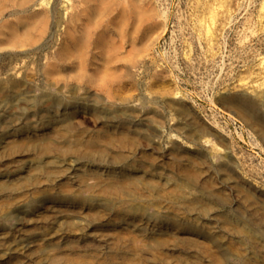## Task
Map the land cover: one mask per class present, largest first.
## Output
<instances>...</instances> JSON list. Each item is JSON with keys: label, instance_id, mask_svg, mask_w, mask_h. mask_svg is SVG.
I'll return each instance as SVG.
<instances>
[{"label": "rangeland", "instance_id": "374dc122", "mask_svg": "<svg viewBox=\"0 0 264 264\" xmlns=\"http://www.w3.org/2000/svg\"><path fill=\"white\" fill-rule=\"evenodd\" d=\"M143 5L136 31L119 21L118 7L106 12L98 28L108 45L88 52L86 67L58 57L73 33L65 18L62 28L49 21L43 36L34 27L0 36L1 81L18 73L29 95L48 83L54 97L0 100V264H264V142L222 99H255L264 89V0ZM34 6L17 16L48 10ZM10 11L0 24L18 18ZM99 72L117 75L103 82ZM131 99L135 107L145 101L146 118L113 126ZM70 101L86 111L66 122L60 111ZM188 119L207 125L209 137H186Z\"/></svg>", "mask_w": 264, "mask_h": 264}, {"label": "bare ground", "instance_id": "6f19581e", "mask_svg": "<svg viewBox=\"0 0 264 264\" xmlns=\"http://www.w3.org/2000/svg\"><path fill=\"white\" fill-rule=\"evenodd\" d=\"M69 1H71V0H60V2L62 3V6H64V8H63V10H62V8L60 9V10H58L57 8H53L52 6H50V7H48L49 6V2H50V0H0V15L1 14H3V12L5 11V10H7V9H10L11 11H10V15H13V16H15L16 15V17H18V18H14V19H17V20H14V19H11V20H9V17L7 16H5L7 19H8V21H6V22H2L1 24H0V36L1 35H9L10 34V36H12V37H15L16 35H17V33H19V31H22L24 28H26L27 30L26 31H29L31 28H33V29H35V30H38V34L39 35H41V36H43L42 34H44L43 32L44 31H46L47 30V26L50 24L49 23V21H51V23L53 22L54 24H56V25H58L60 28H62V21L64 20V18H65V20L67 21L66 23H68V27H69V25L70 26H72V30H73V33H71L70 34V36H69V44L68 45H66L64 48H62V50L60 51V55H58V57L60 58V61H61V63H68V62H71V64L72 63H74V62H77L78 64H79V62L78 61H80V62H82V61H84V62H82L83 64H84V66H83V64L81 65V66H83V67H86L85 65H86V63H85V61H87V60H84L85 59V56L87 55V54H89L88 52H91L93 49L94 50H96V49H103L104 50V47L106 46V44L108 45V38L104 35V33H102L101 32V29L99 30V28L98 27H100V25H101V18H104V16L106 15V12H108L110 9H111V7H114V9L115 8H117V10H118V13H117V18L119 17L121 20H119V21H121L122 23H124V25H126V26H131V28L133 29V31H136V29H138L139 28V24L137 25V24H135L136 22H138V23H141L142 21H143V16H145L144 15V10L143 9H145V7L143 8V6H145V5H143V0H115V1H117L116 2V4L118 5H116L117 7H115V6H112V4H110L111 3V1H109V0H107V3H108V7H107V5H102L101 3H103V2H105L106 0H78V3L77 4H73V3H71V5L69 6V4L68 3H70ZM68 2V3H67ZM72 2V1H71ZM73 2H75V1H73ZM100 2V3H99ZM51 3V2H50ZM54 3V2H53ZM113 3V2H112ZM39 5V6H42V5H44L45 7H41L42 9H44V8H46V7H48V10H45V11H38V12H33V13H30V14H23V15H20L21 13H25V12H28L27 10L32 6L33 7V9L32 10H34V5ZM60 4V3H59ZM110 4V5H109ZM114 4V3H113ZM58 5V4H57ZM57 5H56V7H57ZM28 6V7H27ZM60 6H61V4H60ZM31 7V8H32ZM58 7H59V5H58ZM69 7H71V10L72 11H70V13L68 14V13H63V11H66L67 9H69ZM37 8V7H36ZM106 8V9H105ZM40 9V8H39ZM57 9V10H56ZM37 10V9H36ZM70 10V9H69ZM30 11V10H29ZM54 11V12H53ZM20 12V16H17L18 15V13ZM52 12L54 13V20H51V16H53L52 15ZM68 12V11H67ZM108 13H110V12H108ZM133 13H136V19H134L133 17H132V14ZM110 14H112V13H110ZM67 15V16H66ZM67 17V19H66V17ZM110 16V15H109ZM108 16V17H109ZM114 16V15H113ZM2 18V17H1ZM0 18V19H1ZM53 19V18H52ZM109 19H111V16L109 17ZM131 19H133V20H131ZM2 20V19H1ZM13 20H14V22H13ZM105 20V19H104ZM107 20H108V18H107ZM113 21V20H112ZM132 21V22H131ZM13 22V24L11 25V24H9V23H12ZM64 23V22H63ZM110 23V22H109ZM122 23H120V26H121V24ZM66 25V24H65ZM108 24H106V25H104V26H107ZM54 26V25H53ZM58 27V28H59ZM118 27V26H117ZM46 28V29H45ZM64 29H65V27H63ZM102 28V27H101ZM108 28H109V26L107 27V29L105 28V30H107L108 31ZM115 28V27H114ZM57 29V28H56ZM70 29V28H69ZM34 30V31H35ZM60 30V29H59ZM66 30V29H65ZM71 30V31H72ZM111 30V29H110ZM49 31V30H48ZM57 31V30H56ZM69 31V30H68ZM42 33V34H40V33ZM63 32H64V30H63ZM103 32H104V30H103ZM7 33V34H6ZM46 33V32H45ZM67 33V32H66ZM112 33V32H111ZM110 33V34H111ZM33 34V33H32ZM37 34V35H38ZM63 34V33H62ZM64 34H65V32H64ZM114 34V33H113ZM120 34V33H119ZM118 34V35H119ZM22 35V34H21ZM34 35V34H33ZM54 35V34H53ZM60 35V34H59ZM19 36V35H18ZM30 36V35H29ZM32 36V35H31ZM52 36V35H51ZM55 36V35H54ZM114 36V35H113ZM26 37V36H25ZM38 37H40V36H38ZM68 37V36H67ZM109 37V36H108ZM120 37V40L124 37L123 36V34L122 35H120L119 36ZM20 38V37H19ZM18 37L17 38H14V39H19ZM37 38V37H36ZM35 38V39H36ZM42 37H40V39H41ZM56 38V37H55ZM55 38L53 39L54 41H55ZM58 38V37H57ZM56 38V39H57ZM38 39V38H37ZM40 39H38V40H40ZM59 39V38H58ZM61 39H63V38H61ZM68 39V38H67ZM67 39H65V41L67 40ZM5 40V39H4ZM19 40H21V39H19ZM30 40H32V39H30ZM12 41H13V39H12ZM26 41V40H25ZM64 41V42H65ZM110 41V40H109ZM111 41H113V40H111ZM3 41L1 40L0 41V44L2 43ZM4 42H7V41H4ZM27 42V41H26ZM32 42H34V41H32ZM38 42V41H37ZM36 42V43H37ZM121 42H122V40H121ZM49 43V42H48ZM48 43H46V44H48ZM62 43H63V40H62ZM67 43V42H66ZM4 44H8V45H13L12 44V42H8V43H4ZM30 44V43H29ZM44 44V43H43ZM45 44V45H46ZM3 45V44H2ZM1 45V46H2ZM32 45V44H31ZM58 45V44H57ZM18 46V45H17ZM28 46V45H27ZM44 46V45H43ZM59 46V45H58ZM61 46V45H60ZM3 47V46H2ZM13 47V46H12ZM15 47V46H14ZM45 47V46H44ZM38 48V47H37ZM43 48V47H42ZM41 48V49H42ZM45 48H47V47H45ZM44 48V49H45ZM20 49L22 50L23 49V47L21 48L20 47ZM34 49V48H33ZM58 49V48H57ZM105 49H107L108 51H109V49H108V47H106ZM3 50V49H2ZM14 51H16L15 49H13ZM26 50L27 49H25V52H26ZM37 50H39V49H37ZM36 51V50H35ZM105 51V50H104ZM30 52V51H29ZM100 52V51H99ZM5 54V53H4ZM8 54V53H7ZM11 54V53H10ZM26 54V53H25ZM28 54V53H27ZM54 54V53H53ZM58 54H59V52H58ZM94 54V53H93ZM110 54V52L108 53V55ZM6 55V54H5ZM9 55V54H8ZM12 55H13V53H12ZM11 55V56H12ZM15 55V54H14ZM92 55V54H91ZM101 56V55H100ZM104 56H106V55H104ZM104 56L102 57V58H104ZM18 58H19V56H18ZM51 58V57H50ZM53 58V57H52ZM52 58H51V60H52ZM88 58V57H87ZM107 58V57H106ZM110 58V57H109ZM108 58V59H109ZM112 58V57H111ZM110 58V59H111ZM117 58H119V57H117ZM9 59H11L10 57H9ZM14 59V58H13ZM105 59V58H104ZM103 59V60H104ZM120 59V58H119ZM119 59H117V60H119ZM47 60H49V59H47ZM50 60V61H51ZM54 60H56V59H54ZM58 60V59H57ZM56 60V61H57ZM95 60H97V59H95ZM14 61H17V59L16 60H14ZM59 61V62H60ZM100 61V60H99ZM109 61V60H108ZM107 61V62H108ZM9 62H10V60H9ZM12 62V61H11ZM52 62H54V61H52ZM93 62V61H92ZM119 62V61H118ZM51 62H49V66L51 67L52 65L50 64ZM60 63V64H61ZM88 63V62H87ZM103 63H104V61H103ZM11 64V63H10ZM9 64V65H10ZM44 64V63H43ZM94 64H96V62L94 63ZM105 64V63H104ZM113 64V63H112ZM124 64V63H123ZM12 65V64H11ZM10 65V66H11ZM42 65V64H41ZM40 65V66H41ZM47 65V64H46ZM46 65H44V67L46 66ZM48 65H47V67H48ZM64 65V64H63ZM68 65V64H67ZM75 65V64H74ZM117 65V64H116ZM125 65V64H124ZM13 66V65H12ZM53 66H54V64H53ZM53 66H52V68H50V67H48V68H50V69H53ZM61 66V65H60ZM59 66V67H60ZM65 66V65H64ZM69 66V65H68ZM79 66V65H78ZM91 66V65H90ZM95 66V65H94ZM14 67H16V65L15 66H13V68ZM71 67V66H70ZM92 67H93V65H92ZM103 67H105V65L103 66ZM103 67H102V69H103ZM111 67V66H110ZM125 67H126V65H125ZM12 68V67H11ZM47 68V69H48ZM55 69H56V67H54ZM72 68V67H71ZM119 68V67H118ZM122 68V67H121ZM58 69V68H57ZM79 69H80V66H79ZM79 69H77L78 71H80ZM81 69H83V68H81ZM100 69H101V67H100ZM112 69H113V67H112ZM77 70H75V71H77ZM109 70V69H108ZM111 70V69H110ZM109 70V71H110ZM114 71H115V69H113ZM121 70V69H120ZM12 71H13V69H12ZM46 71V70H45ZM52 71V70H51ZM74 70H73V72H75ZM102 71H105L104 69L102 70ZM129 71V70H128ZM10 72V71H9ZM8 71H7V74L9 73ZM39 72V71H38ZM47 72V71H46ZM54 72V71H53ZM52 72V74H54ZM71 72V71H70ZM111 72V71H110ZM106 73V74H108L109 76H116L117 75V72H112V73ZM121 72V71H120ZM123 72V71H122ZM67 73V72H66ZM78 73V72H77ZM90 72H88V74H89ZM103 73V72H102ZM160 73V72H159ZM158 73V74H159ZM12 74V73H11ZM15 74V73H14ZM18 73H16L15 75H17ZM20 74V73H19ZM38 74V73H37ZM56 74V73H55ZM58 74H59V71H58ZM61 74H63V73H61ZM68 74H70V73H67V75H66V78H65V80L66 79H68V77L67 76H69V77H71V75H68ZM74 74H76V72L74 73ZM74 74H72V75H74ZM81 74H84V73H80V75ZM91 74H93V76L95 75L94 73H92L91 72ZM105 73H103V75H101V73L99 72V74H98V76H97V74H96V78H99V79H102V81L104 82V80H103V78L102 77H107V75H106ZM124 74V73H123ZM157 74V75H158ZM15 75H14V78H13V76H11L10 78H9V76H8V78H7V80L6 81H4L3 80V78H2V80L3 81H1V78H0V100L2 101V100H5L6 102H8L9 101V98L12 96L13 97V95H16L17 97H19L20 96V98H22V99H24V100H26V101H28V102H30L31 104H38V103H40V102H49L50 100H51V97H53V96H51L52 95V93H51V91H49V88L47 87V88H45L46 87V85L48 84H46V83H43V85L45 86L44 87V89L42 88V89H40L41 91H40V94H38V95H35V96H31V95H29L30 93H26L23 89H24V87H22L23 86V84L25 83V81H24V79L22 78V79H18V78H16L15 77ZM22 75V74H21ZM63 75H65V73L63 74ZM77 76L79 75V74H76ZM79 75V76H80ZM122 75V74H121ZM121 75H119L118 74V77L120 76L121 77ZM128 75V74H127ZM126 74H125V76H127ZM7 76V75H6ZM5 76V77H6ZM18 76V75H17ZM55 76V75H54ZM54 76H52V77H54ZM78 76V77H79ZM90 76V75H89ZM155 77H156V74L154 75ZM59 77V76H58ZM58 77H57V79H58ZM74 77V76H73ZM72 77V78H73ZM84 76H82V77H79V79L80 78H83ZM87 77V76H86ZM85 77V78H86ZM119 77V78H120ZM123 77V76H122ZM20 78V77H19ZM25 78V77H24ZM46 78V77H45ZM89 78V77H88ZM95 77H93V79H94ZM126 78V77H125ZM154 78V77H153ZM157 78H158V76H157ZM46 79H48V78H46ZM54 79V78H53ZM56 79V78H55ZM70 79V78H69ZM73 79H76V78H73ZM78 79V78H77ZM76 79V80H77ZM90 79H92V78H90ZM93 79H92V81H93ZM112 79V77L110 78V80ZM27 80H30L28 77H27ZM26 80V81H27ZM86 80H87V78H86ZM98 80V79H97ZM96 80V81H97ZM120 80H122V79H120ZM154 80H155V78H154ZM49 81V80H48ZM80 81H82V80H79V82ZM95 81V80H94ZM93 81V82H94ZM96 81H95V84H96ZM106 81H107V79H106ZM153 81V80H152ZM45 82V81H44ZM89 82H90V80H89ZM99 82H101V81H98V83ZM120 82H122V81H120ZM154 82V81H153ZM84 83V82H83ZM91 83V82H90ZM26 84V83H25ZM24 84V85H25ZM29 84H30V82H29ZM28 84V85H29ZM88 84V83H87ZM100 84V83H99ZM85 85V84H84ZM102 84H100V86H101ZM82 86H83V84H82ZM81 86V87H82ZM99 86V85H98ZM50 87V86H49ZM85 87V86H84ZM83 87V88H84ZM102 87V86H101ZM105 87V86H104ZM23 88V89H22ZM86 88V87H85ZM88 89V88H87ZM86 89V90H87ZM26 90V89H25ZM108 90V89H107ZM255 92V91H254ZM84 95H85V93H84ZM84 95H83V97H84ZM86 95H87V93H86ZM85 95V96H86ZM94 95V94H93ZM89 96V95H88ZM97 96V95H96ZM95 96V97H96ZM100 97H101V95H99ZM110 96V95H109ZM109 96H108V98H109ZM255 99H254V97L252 96V97H249V96H247V94H245V93H240V94H237V95H232V94H230V95H227V96H224V97H222V99H223V101H224V104L227 106V107H230V109L231 108H234V109H236V112L239 114V115H241V118H243L248 124H250V125H252L256 130H257V132L259 133V135H260V137H261V139H262V141L264 142V114H262L261 113V111L260 110H258V103L259 102H264V89L263 90H259V91H257V92H255ZM82 97V96H81ZM90 97H91V95H90ZM58 98H60V97H57V99ZM78 98H80V97H78ZM87 99H88V97H86ZM92 98V97H91ZM53 99H54V97H53ZM55 99H56V97H55ZM81 99V98H80ZM101 100H103L102 99V97L100 98ZM99 99V100H100ZM126 99V98H125ZM221 99V98H220ZM59 100V99H58ZM58 100H56V102L58 101ZM93 100V99H92ZM98 100V101H99ZM107 100H109V99H107ZM22 101V100H21ZM53 101V100H52ZM64 101H66V100H64ZM64 101H60L59 100V102H64ZM81 101V100H80ZM83 101V100H82ZM82 101H81V103H82ZM86 100H84V102H85ZM98 101L96 102L97 104H98ZM133 101V99H131V100H128V102L130 103V102H132ZM13 102V101H12ZM11 102V103H12ZM104 102H105V100H104ZM108 102H110V101H108ZM141 103V106L139 105L138 107H135L136 105H131V103L130 104H126V106L124 105V107L123 108H121V109H117V111H118V113H119V116L117 117V118H120V122L119 123H112V125L113 126H115V127H117L118 126V124H119V127H128V125L130 124V123H132L133 124V120H135V118L136 117H144L149 111L145 108V101L143 100V101H140ZM10 103V102H9ZM22 103H23V101H22ZM81 103H78V104H76V102L75 101H70V102H68V103H66L67 105H63L64 107L63 108H61V116H62V119H63V121H66L67 122V120H71V118H74V117H77L78 115H80V113H82V109L84 110V108H85V106H83V105H81ZM94 103H95V101H94ZM126 103V102H125ZM18 104V103H17ZM26 104V103H25ZM28 104V103H27ZM43 104V103H42ZM59 105L61 104V103H58ZM97 104H94V105H97ZM112 104V103H111ZM133 104V103H132ZM260 104V103H259ZM61 105V106H62ZM169 105H171V106H174V105H176V102L175 101H173V100H171L170 101V104ZM17 106V105H16ZM15 106V107H16ZM57 106V105H56ZM89 106H91V105H89ZM98 106V105H97ZM101 106V105H100ZM108 106H109V104H108ZM112 106H113V104H112ZM111 106V107H112ZM59 107V106H58ZM92 107H93V105H92ZM140 107V108H139ZM176 107V106H175ZM98 108V107H97ZM173 108V107H172ZM98 109H100V108H98ZM174 109H176V108H174ZM114 110V109H113ZM84 111H86V110H84ZM90 113H93L94 115H96L95 113H96V111H95V108L94 109H90V111H89ZM179 114L182 116V118H183V120L185 119V114H187V112L186 111H184V110H182V109H179ZM51 113V112H50ZM56 113H57V110H56ZM85 113V112H84ZM155 113V112H154ZM53 115V114H52ZM85 115V114H84ZM99 115V114H98ZM54 116V115H53ZM60 116V117H61ZM88 116V115H87ZM90 116V115H89ZM91 116H93V115H91ZM152 116H153V114H152ZM42 117H44L45 118V116L43 115ZM57 117H59V116H57ZM80 117H82V116H80ZM79 117V118H80ZM86 117V116H85ZM98 117V116H97ZM125 117H128L129 118V120H126L125 119ZM156 117V116H155ZM43 118V119H44ZM53 118H55V117H53ZM139 118V119H140ZM144 118H146V117H144ZM190 118V117H189ZM58 119H60V118H58ZM61 119V120H62ZM91 119H93V118H91ZM98 119L100 120V117H98ZM124 119V120H123ZM137 119V118H136ZM141 119H143V118H141ZM154 119V118H153ZM157 119V118H156ZM159 119V118H158ZM49 120V119H48ZM60 120V121H61ZM93 120H95V117H94V119ZM108 120V119H107ZM117 120V121H118ZM138 120V119H137ZM145 120V119H144ZM143 120V121H144ZM189 120V119H188ZM52 121H54V120H52ZM156 121H158V120H156ZM71 122V121H70ZM70 122H68V124L70 123ZM106 122H108V121H106ZM139 122V121H138ZM145 122V121H144ZM148 122V121H147ZM182 122V121H181ZM199 122V121H198ZM198 122H196V120H194V119H190L189 121H187V122H185L186 123V125L184 126L185 128H186V132H187V136L186 137H188L189 139H192V140H194V139H199L200 138V140H201V138L202 137H204V136H206L207 134H209L210 133V131H209V129H208V127H207V125H205V124H198ZM74 123V122H73ZM111 123V122H110ZM135 123H137V122H135ZM154 123V122H153ZM59 124V123H58ZM184 124V123H183ZM111 125V126H112ZM137 125V124H136ZM109 126V125H108ZM177 127L176 128H178V127H181V123L180 124H177L176 125ZM135 127V126H134ZM129 128V127H128ZM136 129V128H135ZM180 131L182 130L181 128L179 129ZM185 135V134H184ZM148 137H149V135H147ZM146 136V137H147ZM208 136V135H207ZM209 137V136H208ZM187 138V139H188ZM205 139L206 140H208L209 141V139H207V137H205ZM205 139H203V140H205ZM174 142V141H173ZM201 142H203V141H201ZM175 145V144H174ZM198 152V151H197ZM200 152V151H199ZM198 152V153H199ZM200 154V153H199ZM220 164V163H219ZM232 164V163H231ZM225 167V166H224ZM220 169V168H219ZM222 170V169H221ZM226 171V170H225ZM186 178V177H185ZM186 181V180H185ZM189 183H190V180H189ZM192 184V183H191ZM102 203V202H101ZM132 209H135V208H131V210ZM136 210V209H135ZM134 211V210H133Z\"/></svg>", "mask_w": 264, "mask_h": 264}]
</instances>
